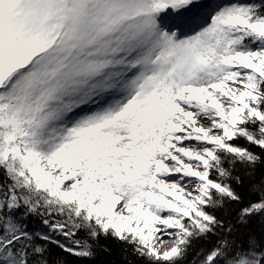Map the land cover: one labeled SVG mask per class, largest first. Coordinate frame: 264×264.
I'll return each instance as SVG.
<instances>
[{"label":"snow or ice","instance_id":"1","mask_svg":"<svg viewBox=\"0 0 264 264\" xmlns=\"http://www.w3.org/2000/svg\"><path fill=\"white\" fill-rule=\"evenodd\" d=\"M115 256L264 264V0H0V264Z\"/></svg>","mask_w":264,"mask_h":264},{"label":"trees","instance_id":"2","mask_svg":"<svg viewBox=\"0 0 264 264\" xmlns=\"http://www.w3.org/2000/svg\"><path fill=\"white\" fill-rule=\"evenodd\" d=\"M254 227H256L257 230H259V223L257 222ZM110 259H115L116 264H124V262L119 258V256L112 257Z\"/></svg>","mask_w":264,"mask_h":264},{"label":"rangeland","instance_id":"3","mask_svg":"<svg viewBox=\"0 0 264 264\" xmlns=\"http://www.w3.org/2000/svg\"><path fill=\"white\" fill-rule=\"evenodd\" d=\"M167 246V245H166Z\"/></svg>","mask_w":264,"mask_h":264}]
</instances>
